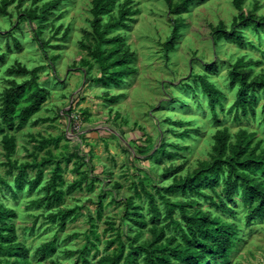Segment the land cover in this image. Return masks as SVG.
<instances>
[{"label":"rangeland","instance_id":"obj_1","mask_svg":"<svg viewBox=\"0 0 264 264\" xmlns=\"http://www.w3.org/2000/svg\"><path fill=\"white\" fill-rule=\"evenodd\" d=\"M50 1H40L36 6ZM90 1L62 0L49 15L42 33L36 23L27 19L19 21V13L35 8L29 1L20 7L14 3L7 8V15H0V55L3 56L0 92L9 79L6 70L16 63L28 69L42 66L39 82L49 92L40 110L24 127L18 131L9 130L16 139V153L12 158L19 163L30 161L29 154L33 152L39 160L47 156L49 150L55 156H72L63 172L64 190L78 178L74 172L77 163H84L81 172L88 174L82 190L66 195L56 206L37 205L44 196L45 180L31 189L26 185L16 196L9 189H0V203L16 210L14 234L16 241L27 248L26 257L31 264H81L83 258L94 264L111 254L114 246L108 247L107 243L115 230L107 228L105 221H111L114 228L127 232L122 224L127 197H132L134 204L144 211L147 209L145 198L133 196L132 185L142 182L153 191L154 187L170 183L173 175L193 171L198 163L209 160L215 131L227 129L232 143L240 131L253 133L251 146L259 141L260 147L264 146L261 109L264 95L258 91L251 112L236 113L232 105L237 86L230 85L227 79L230 70L227 61L244 56L249 65L245 67L249 79L264 77V27L258 29V37L254 33L257 27L252 22L241 23L238 29L244 38L242 46L223 40L215 45L210 26L222 23L228 30L237 11L231 0L195 1L180 16L182 26L173 41L174 50L165 52L163 43L172 32L173 20L177 17L170 15L164 0H131L132 10H137L132 16L134 21L129 28L114 30L107 36L120 34L134 54L132 62L136 72L123 86L109 89L110 94L121 95L112 104L103 96L106 89L94 81L100 73L85 47L89 42L92 44ZM242 11H251L257 18L264 17V0H244ZM113 14L114 11L104 15L102 21L106 22ZM11 38H15L17 44ZM41 41L48 45L41 47ZM83 62L89 64L83 65ZM211 62L216 63L212 68L209 67ZM191 75H201L222 90L221 107L216 106L218 122L212 121L206 98L197 84L191 83ZM184 82L196 90V96L185 90ZM174 97L176 100L173 101L171 98ZM180 98L184 99V106L178 104ZM72 114L79 118L73 121ZM165 117H169L170 122L188 121L189 126L171 125ZM171 128L176 131L187 129L188 136L175 137L169 132ZM31 136L37 140L40 137L48 139L47 147L36 148L37 143L30 140ZM54 139L56 146L51 142ZM161 141L188 146V150L177 151L173 159L161 157L158 162L150 156ZM2 162L0 145L1 175L6 170ZM61 165L64 166L62 161ZM167 168L180 169L173 174ZM43 170L44 177H48L51 167ZM33 176L34 172L30 171L29 178ZM7 179L12 185L11 178ZM216 190L220 192L221 186ZM98 199L103 202L100 218L96 217ZM157 202L160 203L158 198ZM227 204L233 214L217 212L206 202H202L201 208L221 215L239 229V241L235 243L228 264H264V216L247 220V206L242 205L239 194L233 203ZM73 207L78 210L73 218L66 220L64 228L57 219H47L48 214ZM51 241L53 251L42 256L36 249Z\"/></svg>","mask_w":264,"mask_h":264},{"label":"trees","instance_id":"obj_2","mask_svg":"<svg viewBox=\"0 0 264 264\" xmlns=\"http://www.w3.org/2000/svg\"><path fill=\"white\" fill-rule=\"evenodd\" d=\"M26 1L35 8L19 13V21L27 19L30 23H36L40 33L45 28L49 15L62 2L52 0L37 7L36 4L43 0H1L0 15H7V8L14 3L20 7ZM195 1L200 0H179L175 3L173 0H164L170 15L177 17L173 20L172 32L163 43L165 52L174 50L173 41L182 26V23L179 24L182 21L180 16L187 12L189 4ZM243 2L244 0H231L237 15L233 17L228 30H225L222 23L216 27L210 26L213 44L216 45L223 40L233 42L235 46H242L244 38L238 27L246 22H252L257 27L254 33L259 37L258 29L264 27V17L257 18L251 11L244 13ZM90 5L92 44L89 42L85 47L100 73V77L94 81L106 89L103 93L105 100L114 104L121 95L110 94L109 89L123 86L136 72V68L132 62L134 54L129 51L120 34L111 37L107 35L114 30L129 28V24L134 21L132 16L137 10H132L131 0H91ZM113 11L111 18L103 22L102 17ZM18 24L19 22L15 28ZM57 32L58 29L55 30V33ZM1 37L0 31V39ZM11 39L17 44L15 38ZM40 43L41 47L48 45L42 41ZM247 45L251 44L247 42ZM55 58L57 57H52ZM245 59L246 56L227 61L230 65L227 79L230 85L237 86L232 108L236 113L240 111L243 114L252 111L251 104L255 101L258 91L264 95V77L249 79L245 72V67L249 65ZM2 60L3 56L0 55V63ZM86 64L89 63L83 62V65ZM252 64L253 61L250 65ZM215 65L216 63L211 62L209 67ZM42 68L39 66L28 69L16 63L6 70L9 79L0 92V145L4 160L1 165L6 167V170L3 175L0 174V189H9L12 195L16 196V193L22 191L26 185L31 189L45 180L42 186L44 196L37 205L45 203L46 206H56L62 203L66 195L82 190V184L88 178V174L81 172L80 169L84 163L79 162L75 165L74 172L78 178L70 182L64 190L63 172L69 166L72 156L63 154L55 156L49 150L46 152L47 156L37 160V154L31 152L30 161L19 163L17 159L12 158L16 153V139L9 132L24 127L40 110L49 95L44 84L39 82V72ZM16 78L23 80L18 81ZM191 78V83L197 84L206 98L212 121L218 122L216 106L221 107L222 90L201 75H191L189 79ZM182 86L192 96H196V90L191 89L189 83L184 82ZM171 99L174 101L176 97ZM177 101L184 106V99L180 98ZM261 109L264 114V103ZM164 120L174 126H189L188 121L170 122L169 117H165ZM192 131L197 133L196 130ZM169 132L181 138L188 136L189 133L187 129L176 131L172 128ZM253 136V133L240 131L232 143L227 129L217 130L212 135L209 160L198 163L193 171L173 175L170 183L154 187L153 191H149L142 182L133 184V196L145 198L147 209L144 211L142 207L134 204L132 197L124 200L122 224L126 226L127 232H122L119 227L114 228L113 222L105 221L107 228L115 230L114 236L107 243L108 247L114 248L111 254L99 258L94 264H228L235 243L239 241V229L234 223L225 221L221 215L204 211L201 205L202 202H206L217 212L227 211L233 214L227 202L233 203L235 196L239 194L242 205L247 206V220L264 216V146L260 147L259 141L252 147ZM30 140L37 143L38 149L46 148L49 142L43 137L37 140L34 136H31ZM51 142L56 146L55 139ZM187 150L188 146L180 147L174 142L161 141L150 158L160 162L161 157L173 159L177 151ZM61 161L64 163L63 167ZM47 166L51 167V170L49 176L44 177L43 168ZM179 169L167 168V171L174 174ZM30 171L34 172L32 178H29ZM7 177L11 178L12 185ZM220 186L219 192L216 189ZM157 198L160 203L157 202ZM102 209V199H98L97 218L101 217ZM77 210V207L59 210L55 214H48L47 219L51 221L57 219L60 227L64 228L66 220L73 218ZM15 218L16 210L0 203V264H31L26 257L27 248L23 243L16 241L13 228ZM160 222L163 225H158ZM53 249L51 241L41 244L36 250L45 257L51 254ZM81 264H89V261L83 258Z\"/></svg>","mask_w":264,"mask_h":264},{"label":"built area","instance_id":"obj_3","mask_svg":"<svg viewBox=\"0 0 264 264\" xmlns=\"http://www.w3.org/2000/svg\"><path fill=\"white\" fill-rule=\"evenodd\" d=\"M71 117H72V120H73V121H76V119H78V118H79V116H76V115H73V114H72V116H71Z\"/></svg>","mask_w":264,"mask_h":264}]
</instances>
